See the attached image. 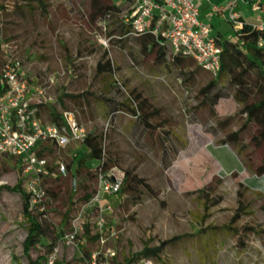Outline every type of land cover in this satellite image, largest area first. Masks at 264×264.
Wrapping results in <instances>:
<instances>
[{
  "label": "rangeland",
  "instance_id": "1",
  "mask_svg": "<svg viewBox=\"0 0 264 264\" xmlns=\"http://www.w3.org/2000/svg\"><path fill=\"white\" fill-rule=\"evenodd\" d=\"M91 1L45 0L43 12L33 2L0 0V41H11V52L33 85L48 86L46 97L71 95L63 98L65 106L78 111L88 132L102 135L111 163L141 183L110 196L102 214L87 209L83 220L92 237L83 234L67 247L62 236L90 199L84 197L95 194L97 181L71 160L83 151L80 144L46 153L49 164L62 162L67 171L55 168L60 176L53 184L57 197L47 195L44 215L33 213L42 234L27 257L23 243L29 221L21 193L12 189L22 171L18 175L13 160L0 155V264H48L55 248L54 264H84L85 253L102 255L108 248L120 263L144 248H157L139 255L134 264H264V173H258L264 147L251 143L253 124L231 137L245 119L233 96L235 85L224 74L205 99L200 89L214 76L192 58L178 66L159 61L155 52H143L134 39L120 35L129 0H98L120 10L105 31L100 21L90 22ZM104 50L113 60L116 85L115 93L105 95L95 75ZM119 91L125 97L131 91L141 94L145 110L154 111L151 127L138 129L136 116L111 111V99H120ZM215 93L222 97L212 104ZM95 166H90L93 174ZM43 186L50 187V179L43 178ZM240 200L246 212L232 224L238 233L221 228L231 224ZM99 216L103 243L95 237ZM175 236L181 238L167 242ZM112 257H107L110 263Z\"/></svg>",
  "mask_w": 264,
  "mask_h": 264
},
{
  "label": "built area",
  "instance_id": "2",
  "mask_svg": "<svg viewBox=\"0 0 264 264\" xmlns=\"http://www.w3.org/2000/svg\"><path fill=\"white\" fill-rule=\"evenodd\" d=\"M251 1L255 10L262 9L260 0ZM237 2L227 0L222 5H213L212 10L220 14L227 12L228 21L238 30L244 21L235 10ZM199 4L200 0H131L130 13L125 21L130 24L132 35L150 33L162 39L168 59L175 55L192 58L199 67L215 76L221 68V47L212 34L210 22L201 18ZM248 23L255 31L264 33V18L260 13ZM262 41L259 38V42ZM10 45L3 43L0 46V155L23 160L20 181L27 195V209L44 215L47 191L43 178L49 162L37 152L46 145L62 149L78 143L82 147L88 131L72 111H61L60 123L41 116L40 105H53L55 100L46 97L45 88L48 86H36L27 79L21 61L13 56ZM57 170L65 174L67 168L59 162ZM96 174L95 194L75 214L70 230L62 236V243L67 247L74 246L84 233L83 213L94 207L102 214L109 209V197L119 194L123 186L125 174L116 166L106 169L97 166ZM101 228L99 216L96 232L103 243ZM57 252L55 248L48 257V264L54 263ZM108 256H114L110 248L102 255L93 252L84 264H110Z\"/></svg>",
  "mask_w": 264,
  "mask_h": 264
},
{
  "label": "trees",
  "instance_id": "3",
  "mask_svg": "<svg viewBox=\"0 0 264 264\" xmlns=\"http://www.w3.org/2000/svg\"><path fill=\"white\" fill-rule=\"evenodd\" d=\"M26 3H36L38 7L42 9L43 12H46V2L45 0H24ZM131 2V0H129ZM0 8H3V5H0ZM119 7L114 3H102L98 0H92L90 3V12L89 18L91 23H96L100 21L102 29L105 31L109 18L113 15L119 13ZM130 10L128 9L123 17V23L120 28V35L128 36L129 38L134 39L141 47L143 52L153 51L156 53V59L159 61L166 60L167 62L174 63L175 65H180L182 61L189 59V57L175 55L172 58L167 57V51L165 45L162 43V39L156 38L150 33H142L140 35H132L130 24L125 21L126 16H128ZM244 21V20H243ZM220 47H221V68L217 75H213L214 78L209 81V83L200 89V93L204 96L205 99H208V93L217 86L218 80L224 74L227 75L231 82L235 85L234 99L241 105V113L245 115L244 122L239 130L231 133V137L236 138L244 128L249 124L255 126V131L251 136V143L257 147H264V41L259 42V38L264 40V33H259L255 31L251 25L244 21L243 27L236 30L235 32L222 33L220 30L216 32L215 35ZM3 43H11V41H0V46ZM114 65L113 60L109 56V52L104 50L101 54V57L98 59L95 65V75L100 80L102 86L99 89L101 94L115 93L116 85L113 83L114 76ZM125 97L122 95V92L117 93L120 99H111L113 105L111 107L112 112H126L128 114L134 115L138 118L137 127L138 129L145 127H151L150 118L153 117L154 111H146L147 107L146 101L141 96L139 92H133ZM65 96H71L68 94H60L55 99L53 105H40V114L44 115L52 122L60 123L61 122V111H72L75 113L77 120L79 121L78 111L72 108L65 106L63 98ZM80 96H83L80 95ZM222 97L220 93H215L211 97L212 104H215L216 101ZM55 104H60L62 109L59 111L54 107ZM138 109L142 112L139 114ZM43 117V116H42ZM46 119V118H45ZM80 122V121H79ZM81 123V122H80ZM84 126V125H83ZM85 127V126H84ZM86 128V127H85ZM102 135L95 132H88L86 138L82 143L83 151L78 155H75L71 160L77 162V167L79 169H85L88 177H92L97 181L96 170L93 174L90 171V166L92 163H95V169L97 166H101L103 169H106L111 166H116V164L111 163V157L106 153V149L102 143ZM54 146L46 145L44 148L39 150L37 153L40 156H45L47 154H52L54 152ZM4 157L13 160L14 167L20 174V171L23 167V160L21 158L12 157L9 155H3ZM89 164V165H88ZM69 168L70 165L67 164ZM55 168L57 165L53 163L48 164L47 173L44 176V179H50V187L46 188L47 195L53 199L57 197V191L53 184L60 178V176L55 173ZM119 168V167H118ZM258 173H264V160L262 164L258 167ZM124 182L121 188V192L126 190H133L137 185L141 183L140 179H137L135 176H132L129 171L124 172ZM14 191H19L23 199V214L29 221V228L27 235L23 243V252L27 257L31 247H33L38 241L39 237L42 234L41 223L29 212L27 207V195L21 187L20 176H18V182L12 188ZM203 190H200V192ZM92 196L91 193L87 194L84 199L87 200ZM71 202V201H70ZM72 203V202H71ZM246 212V205L243 201H239V206L231 218V224L225 225L221 228H229L231 231L238 233V229L232 226L239 217ZM214 228V227H213ZM217 228V227H216ZM249 230H252V227H247ZM65 234V233H64ZM84 236L86 239H90L91 229L90 224L85 223L84 225ZM95 237H99V233L96 232ZM181 236H175L169 239L167 242L180 239ZM157 248L149 249L144 248L140 253H136L133 256L126 258L125 263H120L112 257L110 264H134L139 258V255L148 256L149 253L156 251ZM92 254V253H91ZM91 254L85 253L87 259ZM54 264V263H53Z\"/></svg>",
  "mask_w": 264,
  "mask_h": 264
},
{
  "label": "crops",
  "instance_id": "4",
  "mask_svg": "<svg viewBox=\"0 0 264 264\" xmlns=\"http://www.w3.org/2000/svg\"><path fill=\"white\" fill-rule=\"evenodd\" d=\"M227 0H200L199 8H200V16L203 19H206L210 22L212 26V34L215 36L216 32L220 30L222 33H229L235 32L237 29L233 26V24L228 21L227 12L225 13H218L212 10L213 5H222ZM261 10L257 11L254 9L251 0H238L237 5L235 7L236 12L239 14L240 19L246 22H252L253 19H249L248 17L251 13H254L253 18L258 13H264V3L260 0ZM243 10H245L246 14H243ZM213 19L215 23H213Z\"/></svg>",
  "mask_w": 264,
  "mask_h": 264
}]
</instances>
